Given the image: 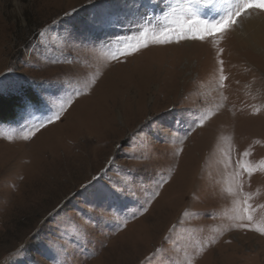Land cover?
Instances as JSON below:
<instances>
[{
	"label": "rangeland",
	"instance_id": "374dc122",
	"mask_svg": "<svg viewBox=\"0 0 264 264\" xmlns=\"http://www.w3.org/2000/svg\"><path fill=\"white\" fill-rule=\"evenodd\" d=\"M95 2L0 0V94L31 90L37 119L72 101L28 140L22 107L0 122V264H264V234L234 210L250 197L264 226V172L229 192L242 153L264 159V53L235 29L112 60L111 40L186 0H108L103 27ZM110 181L123 195L93 200Z\"/></svg>",
	"mask_w": 264,
	"mask_h": 264
},
{
	"label": "snow or ice",
	"instance_id": "6c2138e0",
	"mask_svg": "<svg viewBox=\"0 0 264 264\" xmlns=\"http://www.w3.org/2000/svg\"><path fill=\"white\" fill-rule=\"evenodd\" d=\"M108 0H96L95 7L101 11L99 15H94L91 23L97 26H105L110 21L108 13L104 11ZM162 2V0H160ZM210 8L215 13L209 18L208 14L201 15L202 9ZM162 15H154L152 17L144 16L140 20L135 21L131 26L130 34H125L119 38L110 41L108 56L112 60L119 57H127L133 55L140 50L149 47L150 45H166L171 43H180L181 41H211L213 45H217L223 40L227 33L242 25V21L251 18L253 13H264V0H186L183 4L173 5L169 7L168 11L161 10ZM41 37L44 38L47 33L41 32ZM71 36V33L67 34ZM67 37H65L66 39ZM223 49H219L222 52ZM218 52V54H219ZM222 65L223 61H219ZM9 71H12L11 69ZM220 80L225 79L223 75V68L220 69ZM223 86V85H221ZM4 89L0 87V93ZM76 94H80L76 91ZM42 106L55 105L58 97L55 94H50L42 97ZM22 103L23 118L27 121L35 120L29 129L24 132L23 139L28 140L35 135L41 128L60 119L61 114L66 110V107L71 104V99L59 103L58 109L52 112L51 115L37 119L34 115V105L31 101L25 98L22 93L20 96ZM208 119V116H201L199 118L198 126H202ZM196 123V121H192ZM11 139V137H8ZM249 151L241 154V158L236 161L234 171L232 173L233 181L236 185L235 190L229 188V192L233 195H242L243 180L242 177L246 174L249 178L257 171L264 172V159L260 161L259 167L246 161L244 157L250 156ZM131 158V157H130ZM231 166L229 160L228 165ZM103 171V170H102ZM95 180L96 177H93ZM121 183L126 187L129 183L124 180ZM110 185H102L95 188L90 196L95 201L118 200L123 195L124 189L117 185L116 182H111ZM250 197H245L243 200H237V207L234 209L236 218L240 220H247L249 223L240 224L241 228H249L261 234H264V226H254L253 216L251 214L252 206L249 203ZM118 211V210H117ZM146 211V209H145ZM72 232H80V226L73 223L71 225ZM24 245H21L15 255L19 256L23 253ZM160 250L158 249L157 252Z\"/></svg>",
	"mask_w": 264,
	"mask_h": 264
},
{
	"label": "bare ground",
	"instance_id": "6f19581e",
	"mask_svg": "<svg viewBox=\"0 0 264 264\" xmlns=\"http://www.w3.org/2000/svg\"><path fill=\"white\" fill-rule=\"evenodd\" d=\"M254 14L259 13H253L251 18L243 20L242 25L235 28L236 37L238 41L247 43L254 50L264 53V20Z\"/></svg>",
	"mask_w": 264,
	"mask_h": 264
},
{
	"label": "trees",
	"instance_id": "16d2710c",
	"mask_svg": "<svg viewBox=\"0 0 264 264\" xmlns=\"http://www.w3.org/2000/svg\"><path fill=\"white\" fill-rule=\"evenodd\" d=\"M22 93L25 98L34 99L33 93L29 89L20 94H10V96L0 94V122L7 123L15 118L16 112L22 107L20 100Z\"/></svg>",
	"mask_w": 264,
	"mask_h": 264
}]
</instances>
